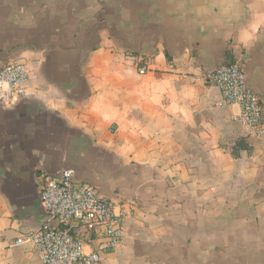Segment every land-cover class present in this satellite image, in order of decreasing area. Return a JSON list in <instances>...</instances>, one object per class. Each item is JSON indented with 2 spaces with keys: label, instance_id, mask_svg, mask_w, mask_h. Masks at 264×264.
I'll use <instances>...</instances> for the list:
<instances>
[{
  "label": "crops",
  "instance_id": "crops-1",
  "mask_svg": "<svg viewBox=\"0 0 264 264\" xmlns=\"http://www.w3.org/2000/svg\"><path fill=\"white\" fill-rule=\"evenodd\" d=\"M11 60L33 92L0 103V264H42L17 240L66 169L123 213L100 264H264V138L204 77L240 62L264 108V0H0Z\"/></svg>",
  "mask_w": 264,
  "mask_h": 264
},
{
  "label": "built area",
  "instance_id": "built-area-1",
  "mask_svg": "<svg viewBox=\"0 0 264 264\" xmlns=\"http://www.w3.org/2000/svg\"><path fill=\"white\" fill-rule=\"evenodd\" d=\"M127 58L135 62L141 74L150 70L143 56L127 54ZM204 77L220 89L219 106H240L241 112L235 118L246 134L264 138V108L260 96L249 85L242 64H223L205 72ZM30 79L25 62H7L0 69V103L13 106L32 94ZM40 199L48 213L47 220L21 236L17 244L31 245L42 264H100L103 254L121 245L126 236L123 213H117L115 204L94 186L76 182L73 169L64 170L59 177L43 176ZM79 228L96 236L91 244Z\"/></svg>",
  "mask_w": 264,
  "mask_h": 264
}]
</instances>
